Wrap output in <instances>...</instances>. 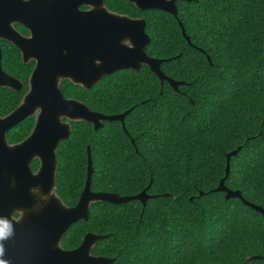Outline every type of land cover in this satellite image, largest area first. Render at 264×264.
Masks as SVG:
<instances>
[{"label":"trees","instance_id":"trees-1","mask_svg":"<svg viewBox=\"0 0 264 264\" xmlns=\"http://www.w3.org/2000/svg\"><path fill=\"white\" fill-rule=\"evenodd\" d=\"M176 3L174 17L105 0L114 11L145 19L146 52L167 59L161 69L184 83L178 91L161 84L147 66L118 70L90 89L61 80L65 97L94 112L129 110L126 132L118 121H103L97 130L71 122L56 151L55 192L64 204L74 206L85 184L87 147L91 191L134 196L145 189L150 196L146 205L91 204L88 219L72 224L61 246L73 249L91 232L106 235L92 254L114 258L113 264H264L262 214L213 191L224 177L226 154L240 147L224 184L264 208V0ZM0 49L2 70L23 83L18 92L0 88L4 115L20 103L33 62L23 63L6 41ZM33 125L34 117L25 118L10 129L8 141L25 138Z\"/></svg>","mask_w":264,"mask_h":264},{"label":"water","instance_id":"water-1","mask_svg":"<svg viewBox=\"0 0 264 264\" xmlns=\"http://www.w3.org/2000/svg\"><path fill=\"white\" fill-rule=\"evenodd\" d=\"M127 1L140 10L154 9L177 16L173 0ZM81 5L90 9L82 11ZM13 23L25 27L29 36L16 31ZM181 32L191 44L183 28ZM0 39L14 44L24 63L35 62L21 102L11 112L0 116V227L7 233L0 237V262L113 264L114 258L91 252L106 235L89 232L77 247L64 249L61 246L64 233L75 222L88 219L93 203L122 204L138 200L146 205L150 196L145 189L134 196L91 191L93 168L87 147L85 184L77 203L67 206L55 192L56 151L59 142L70 135L71 122H88L97 130L103 121H118L126 132L124 118L129 111L114 115L94 112L83 102L65 97L60 89L61 80L90 89L118 70L139 72L142 66H147L161 84L167 82L176 91L184 83L162 72L160 65L167 59L147 55L150 38L145 33V21L108 10L104 0H0ZM21 86L19 80L2 70L0 63V87L19 91ZM32 116L35 122L30 134L20 143L9 146L5 133ZM239 151L237 147L226 154L224 177L213 191L223 192L225 199H240L264 217V208L249 203L240 191L228 189L224 184L230 157ZM33 158L39 161L36 172L29 167ZM14 213H19L20 217L13 219ZM247 258L253 260L261 256Z\"/></svg>","mask_w":264,"mask_h":264},{"label":"flooded vegetation","instance_id":"flooded-vegetation-1","mask_svg":"<svg viewBox=\"0 0 264 264\" xmlns=\"http://www.w3.org/2000/svg\"><path fill=\"white\" fill-rule=\"evenodd\" d=\"M127 1V0H126ZM178 0H173V2L175 3V6H176V10H177V2ZM179 1H182V0H179ZM127 2H129V1H127ZM129 3H131V2H129ZM104 4H105V0H104ZM132 4V6L133 7H135L136 8V6L133 4V3H131ZM105 6H106V4H105ZM106 8L108 9V10H110V11H112V12H114V13H117V14H120V15H126V16H128V17H130V18H140V19H143L142 17H134V16H130V15H128L127 13H120V12H117V11H114V10H112V9H110V8H108L107 6H106ZM80 10H82V11H87V10H89L90 9V7L89 6H87V5H81L80 6V8H79ZM136 10H138V12L140 13V12H150L151 10H154V9H148V10H140V9H137L136 8ZM163 12V11H162ZM166 13V12H165ZM169 14V13H168ZM144 21H145V19H143ZM17 24L18 23H13L12 24V26L15 28V30L16 31H18L21 35H24V36H29V31H28V33L27 34H25V33H23V32H21V30H19L16 26H17ZM145 24H146V21H145ZM19 25H21V24H19ZM22 26V25H21ZM145 33H146V31H145ZM147 34V33H146ZM148 35V34H147ZM150 38V37H149ZM2 41H6V40H3V39H0V42L2 43ZM6 42H8V43H10L9 41H6ZM10 44H12V43H10ZM13 46H15L14 44H12ZM16 47V46H15ZM17 48V47H16ZM18 49V48H17ZM19 50V49H18ZM20 52V51H19ZM147 53V52H146ZM0 55H1V49H0ZM148 55V54H147ZM20 56H21V53H20ZM149 56V55H148ZM0 60H1V57H0ZM21 60H22V57H21ZM33 62V67H32V70H33V68H34V64H35V62H34V60H30V61H28L27 63H29V62ZM23 62V61H22ZM0 63H1V61H0ZM24 63V62H23ZM26 64V63H25ZM2 68V67H1ZM160 68H161V65H160ZM32 70H31V72H32ZM162 70V69H161ZM31 72H30V74H31ZM163 72V71H162ZM6 73V72H5ZM7 74V73H6ZM30 74H29V76H30ZM8 75H10V76H13V75H11V74H8ZM29 76H28V78H29ZM14 78H16L15 76H13ZM17 80H19L20 82H21V84H22V86H21V89L19 90V91H21L22 89H23V83H22V81L20 80V79H18V78H16ZM0 88H6V87H0ZM8 89H10V88H8ZM12 90V89H11ZM27 90H28V80H27V89H26V91H25V93L27 92ZM16 92H18V91H16ZM25 93H24V95H25ZM23 95V96H24ZM22 96V97H23ZM22 99V98H21ZM21 102V101H20ZM17 107V106H16ZM15 107V108H16ZM14 108V109H15ZM13 110V109H12ZM11 110V111H12ZM10 111V112H11ZM129 111V110H128ZM9 113V112H8ZM7 113V114H8ZM6 114H4V115H0V116H5ZM32 117H34V116H32ZM21 122V121H20ZM34 122H35V118H34ZM19 123V122H18ZM17 123V124H18ZM16 124V125H17ZM121 124V123H120ZM16 125H14V126H16ZM13 126V127H14ZM34 126V125H33ZM103 126V125H102ZM13 127H11L10 129H12ZM121 127H122V125H121ZM101 128V127H100ZM10 129L5 133V142L10 146V145H14V144H18V143H20L21 141H23L25 138H23V139H21V140H17V141H8V138H7V135H8V132L10 131ZM126 129V128H125ZM124 131V130H123ZM31 132V131H30ZM132 139H131V143H132ZM34 163H36V167L34 168ZM38 166H39V161H38V159L37 158H33L31 161H30V163H29V167H30V169L33 171V172H36V170L38 169ZM13 219H18L19 217H20V214L19 213H14L13 214ZM94 255V254H93Z\"/></svg>","mask_w":264,"mask_h":264},{"label":"snow or ice","instance_id":"snow-or-ice-1","mask_svg":"<svg viewBox=\"0 0 264 264\" xmlns=\"http://www.w3.org/2000/svg\"><path fill=\"white\" fill-rule=\"evenodd\" d=\"M5 232V228L3 227H0V234L4 233Z\"/></svg>","mask_w":264,"mask_h":264},{"label":"clouds","instance_id":"clouds-1","mask_svg":"<svg viewBox=\"0 0 264 264\" xmlns=\"http://www.w3.org/2000/svg\"><path fill=\"white\" fill-rule=\"evenodd\" d=\"M5 235H7V233L4 232V233L0 234V237H3ZM0 264H3V262H0Z\"/></svg>","mask_w":264,"mask_h":264}]
</instances>
